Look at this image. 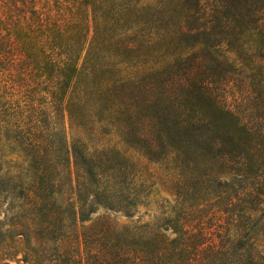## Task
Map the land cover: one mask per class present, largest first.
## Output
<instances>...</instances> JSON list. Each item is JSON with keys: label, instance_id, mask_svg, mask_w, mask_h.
<instances>
[{"label": "trees", "instance_id": "16d2710c", "mask_svg": "<svg viewBox=\"0 0 264 264\" xmlns=\"http://www.w3.org/2000/svg\"><path fill=\"white\" fill-rule=\"evenodd\" d=\"M3 50L26 94L0 100V248L22 245L24 264H264V0H0ZM66 122L174 171L177 205L119 227L151 188Z\"/></svg>", "mask_w": 264, "mask_h": 264}, {"label": "rangeland", "instance_id": "374dc122", "mask_svg": "<svg viewBox=\"0 0 264 264\" xmlns=\"http://www.w3.org/2000/svg\"><path fill=\"white\" fill-rule=\"evenodd\" d=\"M151 1V0H142ZM16 54V53H14ZM234 58L233 55H230ZM19 57L7 54L4 50L0 51V100L1 99H18L26 94V87L21 75V65H19ZM233 87V86H232ZM226 94L230 106L235 109L238 105L244 102V94L230 88ZM12 96V97H10ZM64 133L70 143L75 140H80L88 146L90 150H95L103 147H118L125 152L136 163L140 171L139 178L152 190L150 205L141 209V214L134 219H128L120 215H112L113 219L119 227L133 225L139 221L141 223L152 222L156 216L161 215V206L173 207L177 205V196L173 186L176 181L174 171L167 169L165 166L148 162L141 155L134 151L128 150L122 145H118L119 138L114 134H104L99 128L94 132L85 131L80 128H75L66 122L64 125ZM8 161L17 166L16 171H27L28 163L22 154L6 150L4 153ZM102 210L98 215L93 217L95 220L99 215H104ZM264 245V240L262 242ZM264 247V246H263ZM264 250V248H262ZM23 247L19 244H10L0 248V264H24L23 263Z\"/></svg>", "mask_w": 264, "mask_h": 264}]
</instances>
